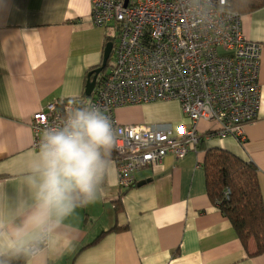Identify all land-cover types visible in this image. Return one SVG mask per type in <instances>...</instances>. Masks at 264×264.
Segmentation results:
<instances>
[{"label":"crops","instance_id":"crops-1","mask_svg":"<svg viewBox=\"0 0 264 264\" xmlns=\"http://www.w3.org/2000/svg\"><path fill=\"white\" fill-rule=\"evenodd\" d=\"M241 28L261 44L258 114L243 126L245 139L204 137L180 159L166 155L139 169L136 184L144 183L126 189L117 185L112 160L102 195L65 219L43 264H264V252L252 255V239L245 250L209 198L203 168L210 147L253 162L264 200V6L242 13ZM109 35L92 22L90 0H0V206L25 190L38 150L32 114L85 95L87 72L100 66ZM114 115L121 124L173 129L189 122L176 100L122 106ZM208 126L199 123L202 131Z\"/></svg>","mask_w":264,"mask_h":264},{"label":"built area","instance_id":"built-area-1","mask_svg":"<svg viewBox=\"0 0 264 264\" xmlns=\"http://www.w3.org/2000/svg\"><path fill=\"white\" fill-rule=\"evenodd\" d=\"M90 2L94 25L117 30L113 63L100 73L90 101L122 130L114 147L118 187L134 186L136 171L166 155L196 151L204 137L245 139L243 126L258 114L261 44L243 35L241 14L229 0ZM159 100L178 101L188 124L173 129L115 118L118 107ZM69 107L51 102L32 114L34 147ZM201 121L209 124L204 131Z\"/></svg>","mask_w":264,"mask_h":264},{"label":"clouds","instance_id":"clouds-1","mask_svg":"<svg viewBox=\"0 0 264 264\" xmlns=\"http://www.w3.org/2000/svg\"><path fill=\"white\" fill-rule=\"evenodd\" d=\"M69 105L62 122L44 130L24 192L0 206V264H43L50 237L77 208L99 199L110 177L122 130L90 100L73 97Z\"/></svg>","mask_w":264,"mask_h":264},{"label":"trees","instance_id":"trees-1","mask_svg":"<svg viewBox=\"0 0 264 264\" xmlns=\"http://www.w3.org/2000/svg\"><path fill=\"white\" fill-rule=\"evenodd\" d=\"M262 6L264 0H229V8L240 14ZM114 39L113 35H109L106 37V43L114 44ZM100 77L101 74L98 79ZM90 98L91 96L84 95L80 99ZM114 158L113 148L111 160ZM203 168L208 196L229 220L243 248L247 250L248 242L252 239L255 243L252 255L264 252V200L256 179L257 168L254 163L228 150L210 147L205 149ZM226 189H229L228 198L225 197ZM24 262L19 259L14 260L12 264Z\"/></svg>","mask_w":264,"mask_h":264},{"label":"water","instance_id":"water-1","mask_svg":"<svg viewBox=\"0 0 264 264\" xmlns=\"http://www.w3.org/2000/svg\"><path fill=\"white\" fill-rule=\"evenodd\" d=\"M112 47L113 43L112 42H107L105 44L104 50H103V57L100 66L94 68L93 70L89 71L87 73V78H86V84H85V89H84V94L86 96H91L93 93V89L96 85L98 75L104 70V68L107 65V62L111 56L112 53ZM144 181L138 182L136 185L140 186L143 184Z\"/></svg>","mask_w":264,"mask_h":264},{"label":"rangeland","instance_id":"rangeland-1","mask_svg":"<svg viewBox=\"0 0 264 264\" xmlns=\"http://www.w3.org/2000/svg\"><path fill=\"white\" fill-rule=\"evenodd\" d=\"M108 34L110 35H117V30L114 28V29H108ZM114 43H115V39H114ZM113 63V54L110 56L109 60H108V65H106V67L104 68L103 72H107L109 70V64L111 65Z\"/></svg>","mask_w":264,"mask_h":264}]
</instances>
